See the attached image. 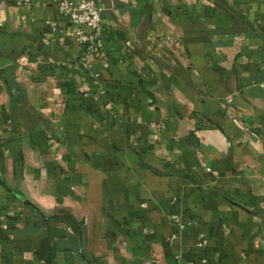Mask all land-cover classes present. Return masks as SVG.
Segmentation results:
<instances>
[{
    "label": "crops",
    "instance_id": "obj_1",
    "mask_svg": "<svg viewBox=\"0 0 264 264\" xmlns=\"http://www.w3.org/2000/svg\"><path fill=\"white\" fill-rule=\"evenodd\" d=\"M96 1L0 0V264H264V0Z\"/></svg>",
    "mask_w": 264,
    "mask_h": 264
},
{
    "label": "built area",
    "instance_id": "obj_2",
    "mask_svg": "<svg viewBox=\"0 0 264 264\" xmlns=\"http://www.w3.org/2000/svg\"><path fill=\"white\" fill-rule=\"evenodd\" d=\"M33 0H17L18 4L29 5ZM66 17L76 40L86 56L101 58L104 55L105 43L102 38L103 7L96 0H55ZM53 27L57 22L48 21ZM89 61V60H88ZM86 63H89V62ZM175 218L178 216L175 215ZM204 234H201L203 237ZM175 237V235L173 236Z\"/></svg>",
    "mask_w": 264,
    "mask_h": 264
},
{
    "label": "trees",
    "instance_id": "obj_3",
    "mask_svg": "<svg viewBox=\"0 0 264 264\" xmlns=\"http://www.w3.org/2000/svg\"><path fill=\"white\" fill-rule=\"evenodd\" d=\"M37 211L40 213V210H37ZM45 220H46L48 226L52 229L53 224L55 222L54 216L47 217V218H45Z\"/></svg>",
    "mask_w": 264,
    "mask_h": 264
},
{
    "label": "water",
    "instance_id": "obj_4",
    "mask_svg": "<svg viewBox=\"0 0 264 264\" xmlns=\"http://www.w3.org/2000/svg\"><path fill=\"white\" fill-rule=\"evenodd\" d=\"M21 198L24 200V202H25L26 204H29V205H31L32 207L37 208V207L35 206V204H34L30 199H28V198H24V196H21Z\"/></svg>",
    "mask_w": 264,
    "mask_h": 264
}]
</instances>
